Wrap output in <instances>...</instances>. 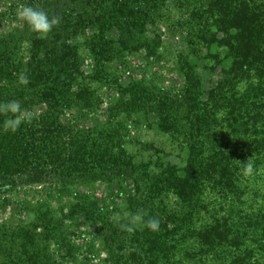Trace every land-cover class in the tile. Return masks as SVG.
Here are the masks:
<instances>
[{
    "label": "trees",
    "instance_id": "trees-1",
    "mask_svg": "<svg viewBox=\"0 0 264 264\" xmlns=\"http://www.w3.org/2000/svg\"><path fill=\"white\" fill-rule=\"evenodd\" d=\"M163 1L30 0L60 23L46 37L26 23L0 37V192L52 175L80 182L128 177L137 191L126 200L128 217L98 227L110 264H264V0H177L187 28V52L180 54L184 83L171 98L180 113L170 125L167 103L152 104L160 128L183 136L182 165L135 163L115 138L105 144L96 131L72 132L59 119L73 106L96 113L99 98L89 81L99 78L103 62L152 52L147 27ZM80 33L93 62L88 75L75 41ZM23 42L30 53L26 70L13 95L4 94ZM201 57L212 60L204 67L214 75L206 88ZM129 97L132 105L121 100L108 111L129 112L151 100ZM8 101L24 110L39 103L47 109L23 117L12 131L5 121L17 114ZM167 195L179 209L169 207ZM79 207L70 205L68 216ZM51 213L15 227L0 222V264H54L49 245L59 247L65 238Z\"/></svg>",
    "mask_w": 264,
    "mask_h": 264
},
{
    "label": "rangeland",
    "instance_id": "rangeland-1",
    "mask_svg": "<svg viewBox=\"0 0 264 264\" xmlns=\"http://www.w3.org/2000/svg\"><path fill=\"white\" fill-rule=\"evenodd\" d=\"M29 3L30 0H0V37L24 25L18 13ZM185 18L177 0H164L157 9L155 24L147 27L146 34L154 39L152 52L139 49L103 62L97 80L84 79L91 82L90 86L99 98L96 113L73 106L61 111L60 121L69 126L72 132L78 129L96 131L105 144L110 145L108 139L115 138L114 144L122 143L135 163L182 165L186 156L181 144L183 136L179 133L173 137L171 130L169 132L160 128L152 103H167L165 111L170 125L171 118L175 119L180 113L179 107L171 105V98L180 93L184 83L180 54L187 52ZM108 36L114 38L115 31H109ZM75 41L79 43L84 75H88L93 62L83 45L84 36L78 34ZM29 55L28 44L21 43L17 56L19 68L12 80L2 84L6 88L4 94L13 95V87L23 78ZM201 58L197 63L199 68L203 67L199 73L206 88L207 81L213 79L214 75L204 67L212 60L208 62L207 57ZM131 93L136 97H150L151 100L149 104L135 102V107L127 108L129 112L108 111L121 100L125 107L132 105L129 99ZM13 102L8 101L7 109ZM46 109L43 103H39L30 109H20L16 114L22 119ZM177 119L175 125L184 127L182 121ZM62 140L66 142L67 136ZM66 146L65 152L68 149ZM133 195H137V191L128 177L80 182L70 180L68 176L52 175L39 182L0 192V222L15 227L31 221L39 212L52 209L51 215L60 219L59 226L65 238L59 247L53 242L49 245L54 264H110L98 227L106 220L118 221L128 217L126 200ZM166 203L171 209H179V203L173 195H167ZM72 204L82 208H76L68 216Z\"/></svg>",
    "mask_w": 264,
    "mask_h": 264
},
{
    "label": "clouds",
    "instance_id": "clouds-1",
    "mask_svg": "<svg viewBox=\"0 0 264 264\" xmlns=\"http://www.w3.org/2000/svg\"><path fill=\"white\" fill-rule=\"evenodd\" d=\"M19 16L24 23L30 28V30L37 34L40 37H46L52 29L60 23V19L55 16H49L42 8L34 7L31 4L24 5L19 10ZM24 83H27V79L23 80ZM9 110L13 112L20 111V105L18 102H13L9 106ZM21 122V117H16L14 119H8L5 121V126L11 128L12 131H15ZM157 225L155 222H152V227L155 228Z\"/></svg>",
    "mask_w": 264,
    "mask_h": 264
}]
</instances>
